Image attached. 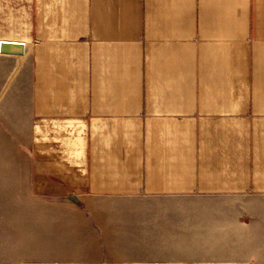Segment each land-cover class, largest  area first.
Returning a JSON list of instances; mask_svg holds the SVG:
<instances>
[{"label":"crops","instance_id":"1","mask_svg":"<svg viewBox=\"0 0 264 264\" xmlns=\"http://www.w3.org/2000/svg\"><path fill=\"white\" fill-rule=\"evenodd\" d=\"M29 39L42 131L83 126L58 184L264 192V0H31Z\"/></svg>","mask_w":264,"mask_h":264},{"label":"rangeland","instance_id":"2","mask_svg":"<svg viewBox=\"0 0 264 264\" xmlns=\"http://www.w3.org/2000/svg\"><path fill=\"white\" fill-rule=\"evenodd\" d=\"M30 1L0 0V43L22 46L0 51V264H264V192L85 197L58 184L85 139L32 113Z\"/></svg>","mask_w":264,"mask_h":264},{"label":"water","instance_id":"3","mask_svg":"<svg viewBox=\"0 0 264 264\" xmlns=\"http://www.w3.org/2000/svg\"><path fill=\"white\" fill-rule=\"evenodd\" d=\"M12 46H17L20 48H22L21 44H17V43H12V42H9V41H2L0 43V51L2 52H6V51H9L10 48H12ZM23 50V49H22Z\"/></svg>","mask_w":264,"mask_h":264}]
</instances>
